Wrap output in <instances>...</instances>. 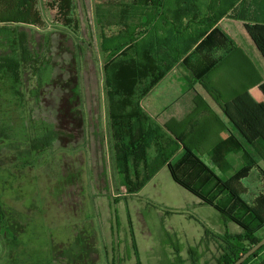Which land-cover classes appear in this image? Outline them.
<instances>
[{
    "label": "trees",
    "instance_id": "obj_1",
    "mask_svg": "<svg viewBox=\"0 0 264 264\" xmlns=\"http://www.w3.org/2000/svg\"><path fill=\"white\" fill-rule=\"evenodd\" d=\"M239 1L97 0L94 6L108 138L120 184L126 194L136 193L167 166L177 184L219 211L224 225L226 221L239 225L240 231L222 235L212 264H232L264 236L257 234L264 226V107L249 93L256 85L264 93V80L257 73L249 75L248 82L228 99L222 95L223 83L217 81L223 73V58L233 50L257 71L217 26L224 16L244 21L264 57V11H255L253 0ZM200 4L208 11L193 9ZM212 6L219 10H210ZM46 17L73 31L80 27L75 0H0V141L15 151L22 164L52 147L60 136L52 123L34 116L41 89L50 80L51 65L21 26H41ZM181 59L194 83H200L220 105L233 129L216 124L212 128H219L211 130L208 122L217 116L210 110L160 124L142 107V99ZM251 174L262 188L248 198L250 185L244 181ZM231 204L239 215H231ZM245 213L247 218L241 220L240 214ZM195 249L189 251L194 255ZM74 253L69 264H95L98 249L91 238H79ZM191 264L211 263L193 257ZM241 264H264V245Z\"/></svg>",
    "mask_w": 264,
    "mask_h": 264
},
{
    "label": "rangeland",
    "instance_id": "obj_2",
    "mask_svg": "<svg viewBox=\"0 0 264 264\" xmlns=\"http://www.w3.org/2000/svg\"><path fill=\"white\" fill-rule=\"evenodd\" d=\"M75 1L78 31L47 17L41 26L21 25L51 65L34 116L52 123L60 136L25 164L0 141V264H69L79 238L94 240L101 257L105 246L120 251L125 264H189L190 247L196 248L193 257L212 264L222 235L240 231L239 225L226 221L223 227L219 211L177 184L168 168L136 193L126 194L120 184L108 138L97 0ZM179 83L162 81L157 103L171 101L168 90ZM152 106L147 111L156 116L160 110ZM248 181L245 195L254 197L262 186L255 174ZM229 212L239 215L234 204ZM257 234L264 235V226Z\"/></svg>",
    "mask_w": 264,
    "mask_h": 264
},
{
    "label": "crops",
    "instance_id": "obj_3",
    "mask_svg": "<svg viewBox=\"0 0 264 264\" xmlns=\"http://www.w3.org/2000/svg\"><path fill=\"white\" fill-rule=\"evenodd\" d=\"M252 4H254V6L252 7L254 8L255 11H264L263 1L253 0ZM249 7L250 6H247L245 8L249 10ZM193 9L194 10L197 9L198 11L200 10L208 11V8L205 4L193 6ZM210 10H219V9L216 6H212ZM227 11L231 12V10H227ZM217 26H219L222 31H224L230 38L234 40V42L246 53L247 57L255 64L257 69V71L254 70L250 65L249 60L245 59L242 53L235 50H233L228 56L223 58L224 60L223 73H221L220 77L217 76L218 77L217 81L220 80L223 83L224 86L222 87V95L225 99H228L236 92V90L243 87L245 85V82L246 83L248 82L249 75L252 74L253 77H256V73H257L264 80V57L261 54L260 50L255 46V43L252 41L249 33L247 32L244 26V21L234 19L226 15L220 19ZM230 46L232 49V45L229 44V47ZM167 77H174L175 79L180 80V83L179 85H177V87L173 88L174 90L171 88H170L171 91H169L170 89L168 90V92L170 93L169 99L171 101L166 102L164 100L163 103L158 102L159 103L158 104L155 95L159 93L158 91L162 87L161 83ZM183 78L189 80V84L187 86L181 82ZM235 84H237V87H235ZM249 93L264 107V93L261 91L258 85L250 88ZM162 99H165V97ZM145 103L147 104V106L144 105ZM153 104L156 105L157 108H159L160 110V112L158 111V113H154L156 114V116L153 115L152 112L147 111L149 105L150 107L154 108V106H152ZM141 105L145 109V111L153 118H155L157 122H159L160 124L175 123V119L180 120L187 117H191L193 116L192 114L195 113V111L202 110L203 112H206L207 110H210L212 111V113H214L217 116V118H211V121L208 122L211 128L212 126L218 124L233 129L232 124L230 123L228 118L224 115L220 105L205 90V88H203L202 85H200V83L198 82L194 83L192 72L186 64L182 63V59L142 99ZM218 128L219 127H217L216 129L212 128L211 130H217ZM225 135L226 134H224V136ZM162 168H168V167L163 166ZM162 168H160L157 171V173ZM200 204L202 203L200 202ZM224 226L226 228V226L228 225L223 224V227ZM199 245L201 244L199 243ZM97 249H98V255L95 264H99L101 258L104 260L102 264H125V259H124L125 257H121L120 251H115V249L112 248L111 252H109L107 247L105 246L104 256L101 257L99 251L100 247H98ZM189 255H192V253L189 252ZM192 259L193 256L190 259V262H188L189 264H191ZM184 260L187 262V258H185Z\"/></svg>",
    "mask_w": 264,
    "mask_h": 264
},
{
    "label": "water",
    "instance_id": "obj_4",
    "mask_svg": "<svg viewBox=\"0 0 264 264\" xmlns=\"http://www.w3.org/2000/svg\"><path fill=\"white\" fill-rule=\"evenodd\" d=\"M264 245V236L253 246H251L244 254H242L235 262L232 264H241L254 252H256L260 247Z\"/></svg>",
    "mask_w": 264,
    "mask_h": 264
}]
</instances>
